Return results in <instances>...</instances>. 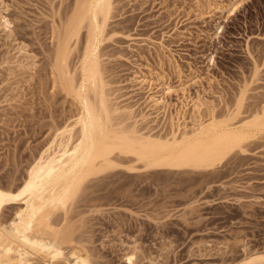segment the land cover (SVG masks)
I'll list each match as a JSON object with an SVG mask.
<instances>
[{"label": "rangeland", "instance_id": "1", "mask_svg": "<svg viewBox=\"0 0 264 264\" xmlns=\"http://www.w3.org/2000/svg\"><path fill=\"white\" fill-rule=\"evenodd\" d=\"M0 1V14L11 22L10 32L0 26V189L15 193L32 160L77 110L52 64L74 0ZM230 1H114L106 30L112 36L100 48L104 77L118 106L151 114L140 134L166 135L177 117L189 128L191 101L198 98L213 105L220 120L235 111L242 94L235 122L264 105V0H239L227 17ZM83 40L84 30L71 69ZM140 76L159 89L186 87V107L178 91L168 98L166 114L148 111L145 91L130 82ZM203 109L199 115L207 121ZM257 138L246 154L212 172L133 173L125 168L131 162L120 160L83 184L66 221L55 215V225L69 230H63L66 251L80 249L92 264H127L123 256L133 248L132 264H236L264 252V134ZM16 211L8 205L0 221H13Z\"/></svg>", "mask_w": 264, "mask_h": 264}, {"label": "bare ground", "instance_id": "2", "mask_svg": "<svg viewBox=\"0 0 264 264\" xmlns=\"http://www.w3.org/2000/svg\"><path fill=\"white\" fill-rule=\"evenodd\" d=\"M114 1L74 0L71 14L67 13L70 15L61 26L53 70L59 82L56 81L67 91L77 110L32 160L22 187L15 193L0 189V213L8 205H17L13 221H0V264H92L90 256L80 249L66 251L69 230H65L66 225H62L65 229L58 227L53 220L60 212L61 221H66L67 206L80 195L90 178L116 169L120 160L131 162L125 168L133 173L212 172L236 154H246V145L264 134V105L234 121L241 114L242 94L235 111L224 119H217L213 105L198 98L191 101L194 116L189 128L177 117L170 119L166 135L140 134L139 126L150 122L151 114L137 116L133 108L118 106L104 77L100 48L112 36L106 30L117 3ZM239 4V0L230 3L227 17L236 13ZM10 23L0 14L3 31L10 32ZM82 30L83 45L77 65L71 69L68 61ZM209 60L213 64L212 58ZM20 66L23 67L21 63ZM253 72H258V68H253ZM151 81L141 76L130 81L138 90L145 91L148 111H154L156 116L160 112L166 114L168 98L178 93L183 98L182 109L186 107V87L175 90L168 85L159 89ZM202 108L209 115L207 121L200 118ZM137 252L133 248L124 254L125 263L132 264ZM253 263L264 264V252L247 254L236 264Z\"/></svg>", "mask_w": 264, "mask_h": 264}]
</instances>
